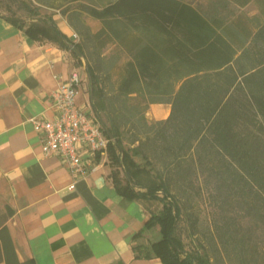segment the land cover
<instances>
[{
	"label": "trees",
	"instance_id": "trees-1",
	"mask_svg": "<svg viewBox=\"0 0 264 264\" xmlns=\"http://www.w3.org/2000/svg\"><path fill=\"white\" fill-rule=\"evenodd\" d=\"M53 1L39 2L59 10L78 42L51 16L27 25L3 17L32 40L69 49L78 65L85 60L90 103L109 139L114 187L126 200L161 204L145 224L158 226L160 238L135 246L137 256L211 264L206 253L185 251L176 233L180 198L206 189L219 252L230 264H264V0H255L258 16L239 14L230 22L183 0ZM251 1L230 3L242 8ZM85 17L100 27L92 31ZM111 44L128 58L120 64V56L107 58ZM151 104H169L168 116L148 123ZM126 127L133 131L129 147ZM12 213L6 206L0 214V263L31 264L16 257L5 224Z\"/></svg>",
	"mask_w": 264,
	"mask_h": 264
},
{
	"label": "crops",
	"instance_id": "crops-1",
	"mask_svg": "<svg viewBox=\"0 0 264 264\" xmlns=\"http://www.w3.org/2000/svg\"><path fill=\"white\" fill-rule=\"evenodd\" d=\"M56 24L74 38L66 19ZM72 69L69 49L30 39L0 14V200L13 211L5 224L16 257L31 264H163L134 250L159 231L145 224L161 204L118 194L107 154L88 158L87 174L74 179L57 156L41 152V134L28 119L54 118L51 93ZM76 102L92 108L83 84ZM166 105L153 111L168 115Z\"/></svg>",
	"mask_w": 264,
	"mask_h": 264
},
{
	"label": "rangeland",
	"instance_id": "rangeland-1",
	"mask_svg": "<svg viewBox=\"0 0 264 264\" xmlns=\"http://www.w3.org/2000/svg\"><path fill=\"white\" fill-rule=\"evenodd\" d=\"M40 0H0V14L4 16H12L17 19L23 20L24 23L29 24L30 22H36L44 17L51 16L55 22L61 21L62 18L66 19L60 15L59 10L52 9L42 5ZM190 3L196 7L202 14L206 17H210L213 14L221 16L225 21H234L235 17L239 14H243L247 17L258 16L259 10L256 1H251L248 5L242 8H238L230 3V0H183ZM52 3L60 4L61 0H55ZM57 15V20L54 16ZM86 23L90 26L92 31L97 30L100 27V23L90 17H85ZM77 36L75 41L78 42L80 37ZM104 55L107 58H113L120 56L119 63L125 61L128 56L121 52V50L115 45H109L105 51ZM73 58L74 68L80 73L82 77V84L85 87L86 92L90 95V83L87 71L85 69V60L81 59V65L77 64L76 59ZM118 66L111 71L112 82L116 81L118 75ZM156 104H151L146 113L145 119L148 123H153L157 120L164 119L167 115V111L161 114H156L153 108ZM163 108H168L166 104H160ZM104 120V114H101ZM166 118V117H165ZM133 131L126 127L124 130V144L129 147L128 140L132 137ZM135 159L143 164L145 160L140 157H135ZM155 168L159 169L160 164L156 161ZM182 204V215L177 224L176 233L180 237L184 250L189 253H200L209 257L211 264H230L227 258L223 256L221 252L217 249L218 245L213 241L212 237V215L214 212V205L212 199L209 196V192L203 189L201 192L192 191L189 192L186 198H180ZM5 211L4 202L0 200V214ZM156 227V226H155ZM153 227V228H155ZM149 245L151 242L160 238V233L152 232L148 236Z\"/></svg>",
	"mask_w": 264,
	"mask_h": 264
},
{
	"label": "built area",
	"instance_id": "built-area-1",
	"mask_svg": "<svg viewBox=\"0 0 264 264\" xmlns=\"http://www.w3.org/2000/svg\"><path fill=\"white\" fill-rule=\"evenodd\" d=\"M58 79V86L51 93L54 118L30 117L28 120L41 134L42 154L57 156L71 176L78 179L88 172V158H102L107 154L109 139L95 110L76 102L82 86L80 73L72 69L66 80ZM69 188L73 189L74 183Z\"/></svg>",
	"mask_w": 264,
	"mask_h": 264
},
{
	"label": "water",
	"instance_id": "water-1",
	"mask_svg": "<svg viewBox=\"0 0 264 264\" xmlns=\"http://www.w3.org/2000/svg\"><path fill=\"white\" fill-rule=\"evenodd\" d=\"M85 65H86V63H85Z\"/></svg>",
	"mask_w": 264,
	"mask_h": 264
}]
</instances>
